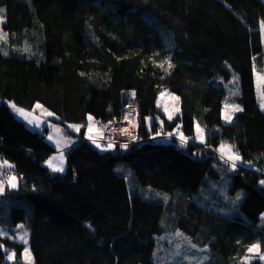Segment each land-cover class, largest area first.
Instances as JSON below:
<instances>
[{
    "label": "trees",
    "instance_id": "obj_1",
    "mask_svg": "<svg viewBox=\"0 0 264 264\" xmlns=\"http://www.w3.org/2000/svg\"><path fill=\"white\" fill-rule=\"evenodd\" d=\"M0 9V152L21 181L0 195V229L24 226L32 264H156L160 244L186 239L208 249L195 254L200 264L264 251L254 83L264 75V0H0ZM162 91L179 99L171 120ZM10 102L26 113L42 105L74 137L132 105L142 137L179 128L191 142L130 146L109 171L128 194L109 193L70 159L64 172L43 164L55 148ZM226 105L242 111L224 121ZM225 143L241 157L234 170L211 151ZM23 247L0 235V264H26Z\"/></svg>",
    "mask_w": 264,
    "mask_h": 264
},
{
    "label": "rangeland",
    "instance_id": "obj_2",
    "mask_svg": "<svg viewBox=\"0 0 264 264\" xmlns=\"http://www.w3.org/2000/svg\"><path fill=\"white\" fill-rule=\"evenodd\" d=\"M0 16H2L1 13H0ZM2 22H4V21H0V25ZM263 40H264V35H263ZM254 83L256 85V91H257L256 95L259 98V105H262V104H264V75L255 71L254 72ZM176 98L177 97L170 92L162 91L160 93V96L158 98V100H159L158 104L167 116L169 115V113L176 114L179 112V111L178 112L175 111V109H177L179 107V101H178L179 99L177 100ZM9 104H10V107H12L11 105H13L14 103L10 102ZM36 106L33 110H31L30 113H26L29 111H25V110H24V112L27 115H30V116L32 115L35 118H37L36 121L38 122V126L41 128L40 129L41 133L44 135V137L49 142V144L55 148V151L53 153H51L50 155L45 157L43 164H45L49 169H52L49 167L48 163H46L47 161L50 160V158H52L53 165L59 166L60 165V156H61V154H63V168H64V170L59 171V172H64L66 170V166L68 164V159H70V154L68 155L66 153V151H67V149L72 148V150H71L72 157L75 158V160H76L77 156H81V157H79V160L81 162H84L83 164H85V165H86V161H87V165H89L88 167L91 168L90 170H92L94 172L97 171V175L93 172H91V174L92 173L95 174L96 177L99 176L96 178V180H98V179L100 180V177L102 179L100 181L98 180L97 183H99L104 190L105 189L108 191L110 190L109 193H118L117 190H120V188H123L125 190L124 191L125 194H128V188L126 187L125 180H121V179H117V178L113 177L109 171H110V169H112L114 167V165L116 163H118L122 159V155H121L122 152H124L130 146L139 145V143H142V142L156 141L157 139L158 140L162 139L163 142H165V141L170 142V143L176 142L177 145H180V146L189 145L188 139L182 143L181 135L183 137H185V135L181 131H179V128H176V129L173 128L171 131L168 132V131H163V128L161 129V128H159V126L156 125L157 127L154 130L152 129L151 131H149L148 139L142 138L141 134L139 133L138 114L135 115L136 124H135V127L133 125V127L131 129L132 132H130V133L126 132L125 128L123 126H118L117 128H114L108 124H106V125L101 124L100 122H102V121L95 120V121H92L90 123V125L85 129L86 132L85 131L83 132L82 137H76V136L74 137L71 134L63 132L62 126H59L55 122V120L53 119L54 115H48V113H50V112H48L42 105H41L42 107H39V108ZM129 106H132V105H129ZM228 106H234V105H228ZM16 108H19V107L16 106ZM12 109H13V107H12ZM228 110L229 109H226V106H224L223 116H224L225 112ZM18 114L21 115L20 113H18ZM233 115H234V113H232V116ZM21 117H22V115H21ZM156 119L159 120L160 117H156ZM224 121H226V120L224 119ZM42 122H44L43 124H46V125L45 126L42 125ZM147 122L149 125L150 124L149 120ZM74 126H76V125H74ZM74 126L70 125L68 128L71 131L75 132V131H77V128ZM36 130H39V129H36ZM50 137H51V139H50ZM150 138H155L156 140H152ZM87 139L92 140L91 142L93 144L89 143V140H87ZM93 141H95V142H93ZM70 142H72V143L68 147H66L65 149H62L63 147H65V145H68ZM97 144H99L100 147H97ZM109 145H112V146L108 147ZM222 145L231 146L230 143L220 144L217 146V148H215L214 150H211V151H212L213 155L216 156L218 159H221L222 161H227L229 163V165L232 166L233 162L228 159V155L237 154V152H235V150L232 147L231 153H227V151L225 150V153L222 154V152H221V146ZM80 146L83 148H81ZM83 152L86 154H84ZM97 156L99 157V160H98ZM70 161H71V159H70ZM235 163L237 165H241L242 160H238ZM107 167H108V169H107ZM3 168H5V167H2V169ZM7 170H8V167H7ZM85 170L87 171V169H85ZM3 171H6V169H3L2 172H0L1 182H5L8 179V178L3 179L5 176ZM7 172L8 171H6V173ZM9 172H11V171H9ZM14 176H17V175H15V173H14V174H12L11 177H14ZM261 216L264 218V215H261ZM13 228H15V227H13ZM18 228H19L18 230L15 229L14 230L15 232H13L14 236L12 235L11 229L4 231L2 234H4L6 232V233H8V235L10 237H12V239L16 238L17 240L16 239H14V240H16L19 243H22V245H24L23 250L21 252V256H22L23 260L25 261L24 249L25 248L28 249V245L25 244L23 241H21L19 239V237L21 235H24V233H26V231H25L24 226L18 227ZM2 236H4V235H2ZM173 237L176 238L177 236L174 235ZM27 242H28V234H27ZM181 243H183V242H181ZM183 244H184L183 246L177 245V244H173V245H162V244H160V247H159L160 250L157 251V254L155 256V260L157 261L156 264H200L203 262L202 260H200V258L195 256V254H197L198 251H202V250L208 251L207 248L199 247L198 245L196 246L195 244H193L191 241H189L187 239L185 240V242ZM193 245H195V247H193ZM187 248L191 251H188ZM29 252H30V250H29ZM158 252H161V253H159L161 255H159ZM9 255H12V254L8 253L6 255L7 256L6 259L8 261H12L13 259H11V260L8 259ZM183 255H187V256H183ZM176 256H180L181 258H184V260H182V263H181L180 259H176ZM261 256H264V251L261 252L259 250V252L250 253L248 255H245L241 259L240 264H251L252 261H254L258 258L260 260H262ZM32 262H33V258L31 255V264H32ZM25 263H26V261H25Z\"/></svg>",
    "mask_w": 264,
    "mask_h": 264
},
{
    "label": "snow or ice",
    "instance_id": "obj_3",
    "mask_svg": "<svg viewBox=\"0 0 264 264\" xmlns=\"http://www.w3.org/2000/svg\"><path fill=\"white\" fill-rule=\"evenodd\" d=\"M3 12V9H0V13ZM3 17L0 16V21H2ZM6 36V34H5ZM0 38H5V37H0ZM178 100V98H176ZM13 107V109L15 111H17L18 113H20L21 115H24L25 117H27V114L24 112L23 109H19V108H16V106L13 104L11 105ZM262 107H264V104L261 105ZM36 107H42L41 105H37ZM226 109H229L228 111L225 112L224 114V119L226 121H231L232 119V113L234 112H239V111H242V109L238 106V105H234V106H228L226 105ZM176 112L179 111V109H175ZM173 114L174 113H169L168 115V119L171 120L173 118ZM48 115H52V113H48ZM92 117H89V120H91ZM32 121H29V123H31ZM77 128V130L79 129V126H74ZM197 132H198V138L201 140V142H203V129H200L199 126H197ZM91 138V137H90ZM51 139V137H50ZM181 140H182V143L185 142L187 140L186 137H183L181 135ZM95 142V141H93ZM112 145H109L108 147H111ZM97 147H100L99 144H97ZM225 150L227 151V153H231L232 152V146H224L222 145L221 146V152L222 154L225 153ZM228 159L231 160L233 163H232V167L233 169L236 168V161L240 160L241 157L238 155V154H232V155H228ZM46 163H48L49 167L52 168L53 171H63L64 168H63V154H61L60 156V165L59 166H54L53 163H52V158H50L49 161H47ZM3 166H7V167H13L12 165H10L7 161H4L3 162V165H0V167H3ZM16 180L17 178L16 177H11L10 178V183H9V186L11 188H15L17 185H16ZM262 184H264V181H261ZM0 191H3V185L0 184ZM240 195L242 194H238L237 196V199H239ZM264 215V214H262ZM18 227H23V225H18ZM19 239L21 241H23L25 244H27V233H24V235H21L19 237ZM193 247H195V245H193ZM248 251L250 253H253V252H259V244H254L252 245ZM24 253H25V256H24V259L26 261V264H31V253L29 252V250L27 248L24 249ZM15 257V253H13L12 255H9L8 259H14ZM261 259H264V256H261Z\"/></svg>",
    "mask_w": 264,
    "mask_h": 264
},
{
    "label": "crops",
    "instance_id": "obj_4",
    "mask_svg": "<svg viewBox=\"0 0 264 264\" xmlns=\"http://www.w3.org/2000/svg\"><path fill=\"white\" fill-rule=\"evenodd\" d=\"M256 88V87H255ZM256 94H257V91H256ZM264 108V107H263ZM264 110V109H263ZM24 117V118H23ZM23 120H25V122H26V124H27V126L28 127H30L31 129L33 128V129H41L39 126H38V122L36 121V119L37 118H35L34 116H30V115H27V117H25L24 115L21 117ZM27 120H26V119ZM32 121L31 123H29V121ZM44 122H42V125H46V124H43ZM43 126V127H44ZM72 142H70L68 145H65V147H63L62 149H65L66 147H68L70 144H71ZM81 147V146H80ZM81 148H83V147H81ZM82 153V152H81ZM84 153V152H83ZM84 154H86V153H84ZM92 154V153H91ZM79 157H81V156H77V159L75 160V158H73L72 157V154L70 153V159L73 161V163L75 164V165H77V168H79V171H80V173H82L83 175H85L84 174V172L86 173L87 172V175H86V178L88 177V175L90 176V177H92V176H94L95 174L97 175V171H92V170H89V171H91V172H93V173H95L94 175H92L91 174V172H89L88 173V167L87 166H89V165H87V161H86V165L85 164H83L84 162H81L80 160H79ZM98 160H99V157H98ZM4 161H6V160H4ZM9 164L11 165V163L9 162ZM2 165H3V162H2ZM3 167H5V168H7V166H3ZM8 168H10V167H8ZM90 168V167H89ZM85 169H87V171L85 170ZM91 169V168H90ZM13 174V173H12ZM15 175H17V174H15ZM12 176V175H11ZM11 176L5 181V182H1V180H0V184H2L3 185V191H0V194L1 195H3L4 193H5V191L6 190H13V189H16L18 186H19V184L21 183V181H20V177L17 175V176H14V177H16L17 178V180H16V187L15 188H11L10 186H9V183H10V178H11ZM97 177H99V176H97ZM18 225H22V224H18ZM18 225H16L15 226V228H10L11 230H12V235H13V232H15L14 230L15 229H19L18 228ZM6 230H9V229H0V235H4V236H8V237H10L9 235H8V233H4V234H2L4 231H6ZM16 230V231H17ZM27 233V232H26ZM28 234V233H27ZM14 236V235H13ZM10 238H12V237H10ZM14 239H16V238H14ZM17 240V239H16ZM28 242H29V234H28ZM28 242H27V245H28ZM28 249H29V245H28Z\"/></svg>",
    "mask_w": 264,
    "mask_h": 264
},
{
    "label": "built area",
    "instance_id": "obj_5",
    "mask_svg": "<svg viewBox=\"0 0 264 264\" xmlns=\"http://www.w3.org/2000/svg\"><path fill=\"white\" fill-rule=\"evenodd\" d=\"M137 114H138V111H137V109L134 106L127 105V106L123 107V109L121 111V114L119 115V117H117V119H115V120H113L111 122L110 121H106V122H100V123L104 124V125H106V124L111 125L114 128H117L118 126H123L125 128V131L130 133V132H132L131 129H132L133 125L135 127V124H136L135 115H137ZM185 137L188 139V141H189L188 144H189L191 142L190 138L187 135H185ZM142 138H144V137H142ZM145 139H148V137H146ZM150 139L156 140L155 138H150ZM87 140H89V139H87ZM160 140H162V139H160ZM160 140L157 139L156 141H160ZM91 141L92 140H89V143H92ZM0 158L2 159L1 152H0ZM3 169H6V171H8L7 173H6V171H3V173L5 174L3 179L8 178L10 175H12V173L13 174L14 173L17 174V171L14 170L13 168H8V170H7V168H3ZM9 171H11V172H9Z\"/></svg>",
    "mask_w": 264,
    "mask_h": 264
},
{
    "label": "bare ground",
    "instance_id": "obj_6",
    "mask_svg": "<svg viewBox=\"0 0 264 264\" xmlns=\"http://www.w3.org/2000/svg\"><path fill=\"white\" fill-rule=\"evenodd\" d=\"M111 121H113V120H111ZM111 121H110V122H111ZM3 161H4L3 158H2V159L0 158V165H2V162H3ZM10 168H11V167H10ZM0 172H2V167H0ZM10 176H11V175H10ZM10 176H9V177H10ZM9 177H8V178H9Z\"/></svg>",
    "mask_w": 264,
    "mask_h": 264
}]
</instances>
